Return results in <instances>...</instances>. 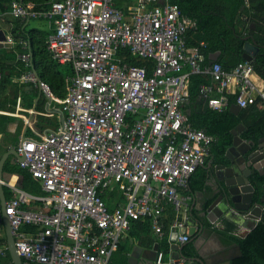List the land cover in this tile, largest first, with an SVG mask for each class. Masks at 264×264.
<instances>
[{
	"label": "built area",
	"instance_id": "obj_1",
	"mask_svg": "<svg viewBox=\"0 0 264 264\" xmlns=\"http://www.w3.org/2000/svg\"><path fill=\"white\" fill-rule=\"evenodd\" d=\"M41 7L15 0L11 11L0 13L2 23L6 14L48 21L52 58L74 70L64 97L34 71L18 79L40 88L64 116L46 138L29 137L16 148L23 157L18 163L43 195H29L0 175V184L12 191L6 214L23 264H110L134 221H149L158 243L168 237L172 255L174 244L191 239L188 231L181 233L192 203L184 192L215 141L190 121V77L212 76L215 83L200 89L211 108L226 109L230 95L246 108L259 98L264 103L253 65L245 62L231 72L219 63L205 65V56L185 37L196 22L171 0H45ZM6 37L16 42L11 33ZM127 49L151 61L152 73L146 64L127 61L121 54ZM20 58L32 63L29 53ZM2 76L0 67V82ZM111 194L112 206L105 200ZM30 202L37 208H26ZM6 250L0 246V254ZM151 264L191 261L166 260L158 249Z\"/></svg>",
	"mask_w": 264,
	"mask_h": 264
},
{
	"label": "trees",
	"instance_id": "obj_2",
	"mask_svg": "<svg viewBox=\"0 0 264 264\" xmlns=\"http://www.w3.org/2000/svg\"><path fill=\"white\" fill-rule=\"evenodd\" d=\"M14 1L0 0V13L11 11ZM19 1H23L24 3L34 2L37 8L40 9L42 8L41 4L45 0ZM171 2L177 4L185 16L196 22V27L188 30L185 37L189 48H196L205 56V65L210 64V55L218 51H221V54L215 63L221 64L227 72H231L235 67L248 62L244 59L243 54L247 41L246 38L252 34L254 41L260 46V50L250 63L253 65L255 72L264 78V0H249L248 5L245 0H171ZM6 22H9V25H11V32L15 41H28L30 46L25 49V52L32 53V63L26 62V66H22V72L31 71L33 66H36L39 70L40 78L49 83L52 91L57 96L64 97L66 92L63 90V87L66 83V77L72 76L74 70L70 64L66 66L65 74L57 70L61 65L52 58L47 45V38L51 32L42 31L41 34L33 32L21 34L18 33V30H21L18 24L15 25L14 21L8 19ZM22 47L24 48L22 43L17 45V50L22 51ZM25 52L22 51V54ZM121 54L132 64L138 66L148 65L150 68L149 72L152 73L153 63L151 61L138 59L128 49L122 51ZM13 59L14 54L10 53L6 55L5 59L0 60L3 76L4 72L10 68V65L5 63V61ZM53 68H56L58 72H55ZM3 76L0 88L4 83ZM214 83L209 73L191 75L189 86L190 101L187 105V112L190 121L195 127L204 129L215 138L210 147L211 156L208 159L215 156L217 157V162H221L228 148L232 145L234 138L232 132L238 125L242 123H246L247 125V128L241 133V137L245 140L258 142L264 137V111L262 109L263 101L261 98L257 99L254 104L242 108L238 113L232 111V105L237 104L236 95L229 96L230 104L226 109L218 111L211 108L209 105L210 98L203 96L200 93V89L203 85ZM0 118L4 120L7 118V115H0ZM0 132L3 131L0 129ZM15 172L23 176L24 183H20L19 186L17 183L5 180L26 192L29 190L28 183L34 178L33 175L28 169L21 167L20 164L18 169H15ZM256 179L258 180V184L254 203H260L262 196L261 185L264 184V176L261 177L257 174ZM38 188H40L38 193H44L43 191L41 192V186ZM189 192L190 188L184 193L189 194ZM114 196L115 194H111L105 197L110 206L114 203ZM168 213L172 219L174 216L173 211L169 210ZM150 229L149 221H134L132 225L133 234H142ZM230 239L234 244L240 246L242 251L240 256L232 259L231 264H264V214L255 228L246 236L231 235ZM162 243V249L166 253L167 260L171 246L167 240L162 241ZM5 245L6 240L1 239L0 246ZM120 251L121 245L113 255V261L118 264H129L126 256L120 255L118 258L116 254L120 253ZM184 253L188 258L196 255L192 248V243H187L184 247ZM116 263L110 262V264ZM0 264H12V258L8 250L4 254H0Z\"/></svg>",
	"mask_w": 264,
	"mask_h": 264
},
{
	"label": "crops",
	"instance_id": "obj_3",
	"mask_svg": "<svg viewBox=\"0 0 264 264\" xmlns=\"http://www.w3.org/2000/svg\"><path fill=\"white\" fill-rule=\"evenodd\" d=\"M7 19L14 21L15 25L18 24L19 27H21V30H18V33L21 34H29L31 32L41 34L42 31H47L49 33L52 31V27L46 20L31 19L26 20L24 23L25 20L19 18L16 19L11 14H6L4 17V23H2L0 20V30L4 28L7 32L6 36L10 33L12 34L11 25H9V22H6ZM32 20H36L39 25L33 27L29 26ZM19 41L22 43L21 40ZM20 42L16 41L14 44H10V47L2 46L0 44V60L5 59L6 55L10 53L14 54V59L11 60L12 62L10 60L5 61V63L10 65V68L4 72V83L0 88V115H7V118L4 120L0 118V129L3 131L0 132V162L2 159H5L3 178L7 181H11L12 183H17L19 186L20 183H24L25 181L23 180V176L20 173L15 172V169H18L19 166L17 161L18 158L14 155L18 144L21 143L25 137L44 139L49 134L58 130L63 125L64 121L63 115L57 109L58 104L55 101H50L41 92L40 88L36 87L32 83H22L18 81L19 77L23 73L22 66H26V61L19 58L20 55H22V51H26L23 47L22 51L17 50V45H20ZM29 54L32 56V53ZM59 64L61 66L57 70L60 72L62 71L65 74V68L68 64ZM188 69L189 68L185 69V71H188ZM53 70L58 72L56 68H53ZM31 71H34V68H32ZM253 75L256 85L260 89H264V78L257 72H255ZM70 77V75L66 77V83L63 87L65 92H67V86L69 84ZM263 106L262 109L264 111ZM242 124L244 125V129L242 130L243 132L247 128V125L246 123ZM5 156L6 158H4ZM226 161V155L221 162H217V157L212 156L207 160L205 165L199 167L197 172L192 175L191 179L189 180V194L192 196L189 217L191 215L192 208V213L194 214L195 218L199 217L200 209L206 205L209 192L212 189L214 180L212 175L215 172V166ZM12 183L10 184L14 185ZM37 185L38 187L40 186L39 182L33 178V180L28 183L29 190L26 192L29 195H43L44 193H38L40 188H38ZM3 189L8 201L12 196L11 188L8 185H4ZM37 206L38 204L34 202L25 204V207L29 209L37 208ZM258 213L262 214L263 216L264 210L258 211ZM197 227V231H199L200 228L198 224ZM132 231L133 230H131V232L123 239L121 251L116 255H118V258L120 255L126 256L129 264H148L151 260L150 257L153 256L151 252L148 251L154 249L156 245H159V249H162L163 243L157 242L152 228L142 234H133ZM250 231L251 230L247 229L246 226H239L232 220L223 217L220 218L216 223L208 222L206 229H204L202 232H199L196 239H193L191 236V239L187 243H192V248L196 253L194 256L205 258L208 260L209 264H229L233 258L239 255V247L237 244H234L231 241L230 236H246ZM1 235L2 237H0V240H6V236H3V234ZM165 240L168 242V237H165ZM171 256L172 255L169 252L168 259ZM110 262L116 263L113 261V259Z\"/></svg>",
	"mask_w": 264,
	"mask_h": 264
},
{
	"label": "water",
	"instance_id": "obj_4",
	"mask_svg": "<svg viewBox=\"0 0 264 264\" xmlns=\"http://www.w3.org/2000/svg\"><path fill=\"white\" fill-rule=\"evenodd\" d=\"M6 30L3 28L0 30V44L2 46L10 47V43H7ZM243 57L248 62L253 61L255 55L259 52L260 46L254 41L252 34L246 38ZM221 51L213 53L210 56V64L217 61ZM34 72L37 77L40 78V74L35 66H33ZM242 108L238 104H234L231 110L238 113ZM64 119V116H63ZM244 125L240 124L233 130V142L226 152L227 161L215 166V172L212 175L213 184L212 189L208 195V201L200 209L198 218H195L192 213L187 221V225L181 230V233L189 232V234L196 239L199 232L206 229L207 223H216L220 218H227L237 223L239 226L244 225L247 229L253 230L257 225L262 214L258 211L264 210V184L261 185V201L260 203H254L255 193L257 191L258 180L257 172L261 177L264 176V137L258 142L247 141L240 136ZM29 137H25L22 141L28 140ZM14 155L20 160L23 157H19L15 151ZM6 158V156L4 157ZM5 159L0 162V175L3 178V168ZM4 179V178H3ZM7 197L3 189V185L0 184V236L3 231L6 236L7 249L12 258V264H23L22 257L19 255L15 239L13 236V230L9 216L6 214ZM262 213V212H261ZM259 216V217H258ZM258 218V219H257ZM199 225L200 230L197 231ZM178 232L174 234L176 238ZM187 243L182 245L174 244L175 251L172 254L173 258L185 256L184 247ZM239 248V255H241V247ZM159 245H156L154 249L149 250L153 255L150 257L148 264H151ZM237 256V257H238ZM188 258V257H186ZM191 264H209L208 260L199 256H191L188 258ZM153 260V261H152ZM231 264V261L229 262Z\"/></svg>",
	"mask_w": 264,
	"mask_h": 264
},
{
	"label": "rangeland",
	"instance_id": "obj_5",
	"mask_svg": "<svg viewBox=\"0 0 264 264\" xmlns=\"http://www.w3.org/2000/svg\"><path fill=\"white\" fill-rule=\"evenodd\" d=\"M119 6L124 7V2H119ZM37 25H39V24L36 22V20H32L31 24L29 26L33 27V26H37ZM3 236H5L4 231H3ZM0 237H2V235Z\"/></svg>",
	"mask_w": 264,
	"mask_h": 264
},
{
	"label": "bare ground",
	"instance_id": "obj_6",
	"mask_svg": "<svg viewBox=\"0 0 264 264\" xmlns=\"http://www.w3.org/2000/svg\"><path fill=\"white\" fill-rule=\"evenodd\" d=\"M252 77L254 78V75H252Z\"/></svg>",
	"mask_w": 264,
	"mask_h": 264
}]
</instances>
